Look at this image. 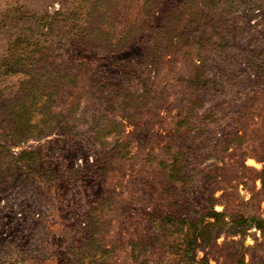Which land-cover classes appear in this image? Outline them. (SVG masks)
<instances>
[{
  "label": "rangeland",
  "instance_id": "374dc122",
  "mask_svg": "<svg viewBox=\"0 0 264 264\" xmlns=\"http://www.w3.org/2000/svg\"><path fill=\"white\" fill-rule=\"evenodd\" d=\"M146 1L0 0V264H179L186 227L161 224L176 198L181 221L227 210L193 264H264V86L250 81L264 0H152L148 12ZM90 23L106 48L81 40ZM18 41L54 47L70 63L54 79L76 78L41 136L9 135L2 116L27 80L21 66L6 73ZM212 115L217 134L186 128ZM225 131L233 144L220 152Z\"/></svg>",
  "mask_w": 264,
  "mask_h": 264
},
{
  "label": "trees",
  "instance_id": "16d2710c",
  "mask_svg": "<svg viewBox=\"0 0 264 264\" xmlns=\"http://www.w3.org/2000/svg\"><path fill=\"white\" fill-rule=\"evenodd\" d=\"M150 3H152V0L146 1L144 5L145 8H147V12L149 9H152V5H150ZM93 7L94 4L91 7V11H94V15L99 12L100 6H96V8ZM95 28L96 25L92 23L84 27L81 40H83L84 44L86 42L93 45V48H100L101 46H103V48H106L104 45H102L103 42H98L95 38H93L92 40L89 39L91 34H93ZM85 36L87 40H85ZM21 42L22 40H20V44ZM73 42L76 43V40H73ZM15 43H12L10 45L8 56L4 61L5 66H7L8 68V71H6V73L17 74L19 72L14 68L16 66H21V69L25 70L24 72L26 74L28 73L26 77L27 80H23L22 86L20 87L19 91H17L12 97L3 102V106L1 107V111H3L2 116L5 121H7L8 126H6V130L9 135H14L18 138H24L28 135L41 136L51 132L50 130H53L50 126L53 119L52 117H54L52 108L55 104V101L57 100L60 89L62 87L64 89L68 84H73V81L76 78L68 80V82L65 81V83L67 84L64 83V78L54 79V74L59 71V67L70 64L67 62H61L59 64L56 63V59L52 58V56L56 52L54 47V49L51 46L40 47V49L37 47L33 50L32 48H30V46H28V48L23 49L20 52V49H18V46L20 45L19 41L17 44ZM119 45H122V48H125L127 46L123 42H121ZM18 54L21 55L18 56ZM250 54V59L252 60L251 74H255L254 78L250 81L252 83L262 84V86H264V52L262 53V51L256 52V50H252ZM64 73H66V71ZM200 79L201 77H199L195 81V93L207 89L206 81L204 80L202 82ZM259 105L260 108H263L262 106H264L261 103ZM259 105L257 106V108H259ZM213 117L214 115H212V118L208 122V125H206L204 122L194 125H191V123H189L186 128H192V130H195L196 135L207 134L208 136H213L218 133L219 128L218 125L216 126V119ZM229 138L230 134L225 131L222 137L218 139L216 143L213 144V146L219 148V146L221 145V149H219L220 152H225L229 150V148H231V145L233 144L229 140ZM179 157L177 155L176 158H174L172 164L169 165L168 171L170 182L169 188L171 194L173 195L175 193V187L173 186L175 184L178 185L184 183V181L187 179L186 172L188 170L184 165L185 158L183 153L181 155L179 154ZM214 177L216 176L214 175ZM258 177L261 181L262 191H264V168L259 172ZM176 199L178 200V198ZM176 199H174L171 202V206H168V208L165 209V211L162 213L164 215V218H161V224L168 226L170 225V227L177 228L186 227L183 239L181 243L177 245L176 250L178 252L177 254L181 258V262L179 264H193L195 263L193 260L195 252L194 249L198 247V242L203 243L208 240L211 235V229L215 227L216 223H210L208 220L217 219L216 221L223 222V219L227 215V210H224L221 213H217L216 211H209L204 215L193 218L189 221H181L176 218V215L178 214V209L181 207V204L185 203H182V198L179 201H177ZM243 220L244 219H241L239 223H243ZM262 225H264V221L262 222Z\"/></svg>",
  "mask_w": 264,
  "mask_h": 264
}]
</instances>
